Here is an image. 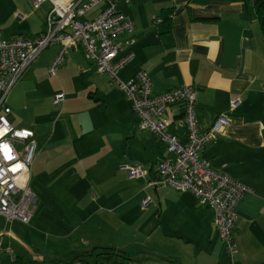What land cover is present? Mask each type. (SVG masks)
<instances>
[{"label":"crops","instance_id":"0c3cea01","mask_svg":"<svg viewBox=\"0 0 264 264\" xmlns=\"http://www.w3.org/2000/svg\"><path fill=\"white\" fill-rule=\"evenodd\" d=\"M30 6L28 0H0V40L33 37L44 29L52 3L46 1L35 11ZM102 7L95 6L79 19L93 18ZM117 9L134 22L130 38L124 37L131 42L118 54L134 53L118 73L121 80L146 71L155 93L191 86L200 130L209 128L220 114L229 118L224 132L201 155L212 169L226 172L252 190L236 206L237 252L231 257L225 251L213 228V211L198 204L191 193L148 184L157 177L158 163L167 157L165 144L137 128L138 116L116 85L95 71L79 46H70L66 55L84 57L76 69L87 79L93 77L94 93L98 90L94 74L107 79L111 99L102 112L109 117L98 123L97 113L92 112L101 111L88 101L94 104L93 118L92 124L85 125L82 109L73 108L68 99L66 112L78 137L52 141L37 138L34 128H29L37 147L30 169V183H35L32 231L14 227L30 223L6 224L0 218V255L5 259L0 264H264V36L253 0H132L117 2ZM59 49V44H52L42 50L7 94L14 127L23 128L14 115L20 102L34 105L35 111L52 103L56 93L41 80V73ZM66 70L64 64L60 72ZM29 92L40 94L43 101L35 94L28 97ZM235 97L241 103L229 111L228 102ZM126 114L133 119L130 126ZM182 115L180 104L165 114L171 121L169 131L179 136L180 143L185 142V127L179 125ZM123 165L139 166L145 175L129 178ZM146 197L149 203L142 206ZM45 234L54 238L46 239ZM34 236L44 248L59 241L54 247L60 252L50 257L45 249L35 253L18 246ZM9 237L18 251L12 250ZM105 249L112 251L106 254ZM118 252L129 260H122ZM29 253L32 257L26 258Z\"/></svg>","mask_w":264,"mask_h":264},{"label":"built area","instance_id":"2783aa9c","mask_svg":"<svg viewBox=\"0 0 264 264\" xmlns=\"http://www.w3.org/2000/svg\"><path fill=\"white\" fill-rule=\"evenodd\" d=\"M28 1L32 11L46 1L51 2L52 7L44 18V29L37 35L0 40V218L6 224L16 221L27 225L35 209L34 194L29 187L30 169L37 149L34 132L12 125L7 94L42 50L52 44L60 45L46 68L53 77L62 65L68 48L79 46L95 71L108 76L129 102L132 112L139 119L137 128L148 131L165 144L167 157L158 163L157 177L148 184H162L177 191L189 192L198 204L211 209L213 228L225 251L234 256L237 252L233 238L237 225L236 206L241 197L252 190L226 172L212 169L211 163L201 155L204 147L224 132L229 118L220 114L209 128L200 130L195 115L196 94L191 86L181 85L155 93L146 71H138L126 81L118 77L119 71L134 57L132 51L118 57L131 42L129 38L134 31V22L117 9V2L132 0ZM99 4L103 7L96 16L89 20L79 19ZM125 36L129 38L124 39ZM63 101V93L54 95V106ZM240 103V97L230 99L228 110L233 111ZM175 104L183 108L179 125L185 127L184 143H180L179 136L169 131L171 121L165 117ZM122 168L129 178L145 175L139 166L123 165ZM148 203L149 198L146 197L141 205ZM6 251L11 252L8 248Z\"/></svg>","mask_w":264,"mask_h":264},{"label":"rangeland","instance_id":"374dc122","mask_svg":"<svg viewBox=\"0 0 264 264\" xmlns=\"http://www.w3.org/2000/svg\"><path fill=\"white\" fill-rule=\"evenodd\" d=\"M83 59L84 57L80 53L79 55L75 53H69L68 55L65 56L64 61L62 63L63 65L66 64V68H67L66 71L60 72V68L63 66L62 65L58 69L59 70L58 73H56L57 76L56 78H51L48 71L44 72V74L41 73L42 75L41 80L43 82H46L47 84H50L52 93H56V94L63 93L64 101L63 103L57 105L56 107L54 106L52 99V103H50V105L48 104V102L47 104L46 103L42 104V106H40L41 107L40 111H35L36 107L34 105L32 107L25 106L24 105L25 102H20L19 109L14 114L18 118V120L21 121V124L17 125L18 127H23V128L33 127L35 130L34 132H36L37 138L51 139L52 141L60 140L64 138H68L69 140H71L72 137H78L77 132H74L73 127L70 124V120L68 118L69 115L66 112L65 105L68 99H70V101L72 102L73 108L79 107L80 109H82L81 121L85 125L92 124L93 117L90 115V111H92V109L94 108L93 106L94 104H96L101 111V112H97V111L92 112V113H97L96 120L98 121V123L107 120V117H109L105 113L107 107V99H111V96L107 95L108 94L107 89H109V87L107 86V79L94 74L98 88V90L96 91L97 94L94 93L95 81L92 79L93 77L87 79V77H85L82 72H79V70L76 69L79 66L77 64H80L81 60ZM90 70L93 72V69L90 68ZM17 84L18 82H16V85ZM16 85H14V89L16 88ZM93 93H94L93 98H87L88 94L91 96ZM31 94H35L36 97L41 98L40 101H43L44 99L40 94L36 92L35 93L29 92L26 95H28V97H31ZM88 101L90 102L93 101L92 103L94 104L89 103ZM110 108L112 109L111 105ZM103 110L105 112H102ZM125 116H127V114ZM110 118L112 120H115L113 116H111ZM127 119H128V125L130 126L133 123V119H130L128 116ZM39 122H42L40 128L36 129V127L38 126L37 123ZM29 187L30 190L34 192L35 183L32 181L30 183L29 181ZM31 224L32 222L27 226H22L18 224L17 226L14 225V227H17L20 230H25V231L27 230L26 233H28L29 231H32L30 229ZM7 227L10 229L9 226ZM44 237L46 239L49 238L50 240L54 238V236L50 234H45ZM9 241L11 242L10 246L12 247V250L15 251L16 250L15 245H17L16 242L12 238H10ZM23 242H25V244L22 243L23 245H18L23 251L30 250L31 252L39 253L41 252V250L45 249L48 251L47 253L50 254V257L52 256L53 252L56 254V252L59 251L56 247H54V245H56V243L59 241H52L49 242L48 244H45L48 246L47 248H44L43 241H41L37 236H34L32 239L28 238L26 241ZM24 256L26 257V255ZM30 257H32V255H30L29 253V256H27L26 258H30ZM0 259L3 262L5 261L3 255L2 256L0 255Z\"/></svg>","mask_w":264,"mask_h":264},{"label":"trees","instance_id":"16d2710c","mask_svg":"<svg viewBox=\"0 0 264 264\" xmlns=\"http://www.w3.org/2000/svg\"><path fill=\"white\" fill-rule=\"evenodd\" d=\"M253 5H254V10H255V15L257 18V23L259 25L260 28V32L262 34V36H264V0H253ZM167 19L166 17H164L163 20ZM107 250L106 254H110L112 251V249H105ZM102 254V253H101ZM118 255L122 258V260H129V258L127 256L124 255L123 252H118ZM117 264V263H114Z\"/></svg>","mask_w":264,"mask_h":264}]
</instances>
